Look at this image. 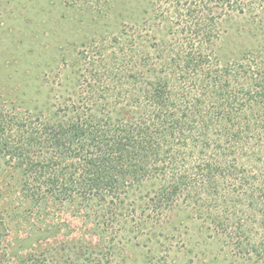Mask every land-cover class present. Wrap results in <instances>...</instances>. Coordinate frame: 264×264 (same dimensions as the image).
Segmentation results:
<instances>
[{
	"label": "trees",
	"instance_id": "1",
	"mask_svg": "<svg viewBox=\"0 0 264 264\" xmlns=\"http://www.w3.org/2000/svg\"><path fill=\"white\" fill-rule=\"evenodd\" d=\"M139 3L43 105L0 104V164L25 200L72 210L91 236L166 221L171 241L192 220L223 245L216 264H264V0ZM81 243L19 262L112 264L114 244Z\"/></svg>",
	"mask_w": 264,
	"mask_h": 264
},
{
	"label": "rangeland",
	"instance_id": "2",
	"mask_svg": "<svg viewBox=\"0 0 264 264\" xmlns=\"http://www.w3.org/2000/svg\"><path fill=\"white\" fill-rule=\"evenodd\" d=\"M140 1L144 0H0V104L23 103L31 109L43 105L48 94L51 98L61 88L59 79L78 67L85 48L133 23V11L146 7V1ZM49 84L55 91L48 90ZM21 190L18 174L0 164V213L6 215L11 232L0 245L1 264H8V259L9 264H21L20 259L34 250L49 248L53 253L65 246L64 241L86 239L114 244L112 264H216L213 260L224 258L223 245L212 244L207 229L192 220H184L183 234L171 241L157 235L170 229L166 221L161 226L150 221L147 227L135 223V234L102 238L91 236L88 229L93 225L87 226L72 210L55 204L35 206ZM152 228L154 234H148ZM3 248L9 257H4Z\"/></svg>",
	"mask_w": 264,
	"mask_h": 264
}]
</instances>
